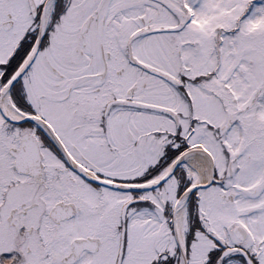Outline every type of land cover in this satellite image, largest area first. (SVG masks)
I'll return each instance as SVG.
<instances>
[{
    "label": "snow or ice",
    "instance_id": "1",
    "mask_svg": "<svg viewBox=\"0 0 264 264\" xmlns=\"http://www.w3.org/2000/svg\"><path fill=\"white\" fill-rule=\"evenodd\" d=\"M0 264H264V0H0Z\"/></svg>",
    "mask_w": 264,
    "mask_h": 264
}]
</instances>
